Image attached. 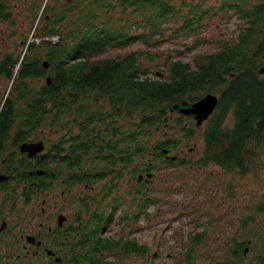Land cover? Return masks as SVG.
Segmentation results:
<instances>
[{"label":"trees","instance_id":"trees-1","mask_svg":"<svg viewBox=\"0 0 264 264\" xmlns=\"http://www.w3.org/2000/svg\"><path fill=\"white\" fill-rule=\"evenodd\" d=\"M23 1L0 0V25H19L16 9ZM48 1L52 0L41 4L34 0L30 6L34 37L41 41L27 43L20 58L9 53L0 61V74L16 84L11 88L16 91L12 94L15 99L8 97L2 105L39 97L43 118H52L51 112L56 110L58 118L72 112L86 120L80 139L85 153L117 152L121 161L147 157L149 160L143 164L154 175L163 162L180 168L192 164L207 169L214 165L225 176L233 177L257 175L264 167V75L259 73L264 65V0H249L248 11H241L240 17L248 18L247 25L234 42L191 60L160 49L161 40L168 35L187 37L201 28L200 15L195 11L184 14L174 0H78L74 5H63L57 24L53 21L55 10ZM114 10L120 12V17L113 14ZM37 20L44 21V26L38 29ZM56 36H61L64 43L50 41ZM138 43L144 47L104 57L109 51L127 50ZM43 60L51 64L48 71L53 83L37 91L27 82L45 71ZM210 93L219 96V104L203 132L196 123L186 125L182 115L172 117L178 114L171 113L175 105L182 107L184 101L193 103ZM230 119L232 122L227 123ZM173 125L180 130L178 137L167 134ZM157 131L163 137L153 142ZM198 135L203 138V148L196 160L186 162L183 156L173 154ZM164 150L177 159H167ZM127 168L130 174L144 170L141 165L128 164ZM140 197L128 204L129 210L133 205L139 210L148 206L145 197ZM140 217L128 211L118 223L131 228ZM237 224L235 235L222 248V264H264V195L260 202L249 206ZM199 227L188 233L186 254L184 258L179 256L175 264H198L197 255L202 251L205 257L216 251L208 229ZM111 241V245L96 246L85 261L119 264L117 259L123 261L138 254L146 260L149 254L145 243L140 245L130 236L113 237ZM112 255L117 259H111ZM213 262L216 259H211Z\"/></svg>","mask_w":264,"mask_h":264},{"label":"flooded vegetation","instance_id":"flooded-vegetation-1","mask_svg":"<svg viewBox=\"0 0 264 264\" xmlns=\"http://www.w3.org/2000/svg\"><path fill=\"white\" fill-rule=\"evenodd\" d=\"M214 1L219 4L215 13L220 21L217 29L220 23L228 25L234 10L241 16V11L249 9V0ZM77 2L54 0L53 21L57 24L63 5ZM178 2L186 13L195 11L200 15L203 30L216 16L208 0ZM247 20V17L241 18V21ZM226 35L223 41H231L232 35ZM56 37L59 39L55 44L64 43L61 36ZM262 59L264 61V56ZM43 69V73L27 82L37 91L52 85L47 83L48 76L53 83L50 68ZM7 80L1 73L0 85ZM15 92L2 97L0 89V264H89L85 260L96 246L111 245V238L124 235L122 232L113 234L109 228L118 214H121L118 220L122 219L129 211L128 204L135 203L139 196L145 197L148 206L139 210L133 205L130 213L134 217L140 214V219L148 222L156 176L143 164L149 158L121 161L117 152L85 153L80 140L85 133V119L75 117L72 112L66 118H58L55 117L57 110L51 112L52 118H43L39 97L2 105L8 97L15 99L12 96ZM171 113H178V109ZM184 117L196 123L194 116ZM194 155L182 158L188 162ZM168 156L178 157L169 152L167 159ZM128 164L141 165L144 170L130 174ZM105 222L108 223L105 225ZM139 239L134 241L144 244ZM102 254L106 255L104 251Z\"/></svg>","mask_w":264,"mask_h":264},{"label":"rangeland","instance_id":"rangeland-1","mask_svg":"<svg viewBox=\"0 0 264 264\" xmlns=\"http://www.w3.org/2000/svg\"><path fill=\"white\" fill-rule=\"evenodd\" d=\"M34 0H24L17 5L16 14L19 19V25L12 27L9 24L0 25V61L6 54L13 53L16 57H21L26 52L25 45L34 40L40 42L41 39L34 37V24L32 19L34 15L30 12L31 3ZM41 3H47V0H36ZM178 2V0H174ZM179 3V2H178ZM48 4L53 7L54 0L48 1ZM208 5L212 8L213 14L218 12L219 4L214 0H208ZM184 9V7H183ZM187 10H183L184 14ZM113 14L120 17V12L114 10ZM232 19L228 25H224L219 29L216 24L218 16L213 17V20L207 24V28L203 30L201 27L199 33L189 36H180L175 38L168 35L164 40H161L160 49L164 51L172 50L174 56L183 60H191L201 53H210L221 50L223 44L232 43L236 40L240 31L245 27L246 22L241 21L238 12L235 10L232 13ZM35 26H44V21H39ZM225 23V22H224ZM180 24V23H179ZM172 26L171 24H169ZM178 25V24H177ZM226 34L232 35L231 41L225 42ZM223 38V39H222ZM50 38H46L48 40ZM57 37L50 39L51 42H58ZM223 41V42H222ZM222 42V43H221ZM42 46V45H41ZM142 44H133L127 50L109 51L104 57H112L118 54L130 53L133 50L141 49ZM145 63H147L145 61ZM151 71L153 72L152 64L150 63ZM158 73H161L160 71ZM162 74V73H161ZM164 77V76H162ZM17 81V80H16ZM13 81H5L0 85L2 97L9 96L13 92L12 86L15 87ZM179 113V112H178ZM179 114H173L172 117H177ZM186 125H190L192 120L186 117ZM231 119L227 123H231ZM194 123V122H193ZM206 123L197 128L203 132ZM167 134L179 136L180 130L174 125ZM163 134L160 131L154 134L153 142L157 139H162ZM182 149L173 152L186 156L195 154L193 160H196L203 148V138L198 135L197 139L189 143V146H183ZM195 148L191 153L190 150ZM154 179V188L152 191V199H158V203L150 206V218L148 222L143 218L138 223L133 224V228H128L118 224L121 214L117 215V219L111 224L109 231L113 234L119 232L124 235H131L134 239L140 238V243H145L149 249V254L145 257L134 255L131 258H126L123 261L118 260L115 255L110 258H115L122 262L119 264H175L176 259L180 256L184 258L185 241L187 235L196 227L202 229L205 226L208 229L209 235L216 243L214 249L216 251L208 257L203 255V251L198 254V264H222L225 261L224 243L235 235L241 216L246 214L247 209L254 203L261 201L264 195V167L258 174H248L244 177L236 175H224L221 169L217 166H210L207 169L192 167L188 164L182 168L177 166L168 167L160 164V169ZM126 207L122 210V214L126 211ZM130 211V210H129ZM135 227V228H134ZM138 228V229H137ZM131 229V230H130ZM215 238V239H214ZM221 249V250H219ZM215 260L216 262L210 263Z\"/></svg>","mask_w":264,"mask_h":264},{"label":"water","instance_id":"water-1","mask_svg":"<svg viewBox=\"0 0 264 264\" xmlns=\"http://www.w3.org/2000/svg\"><path fill=\"white\" fill-rule=\"evenodd\" d=\"M45 69L50 68V62L48 60L43 61L42 63ZM259 73L264 75V66L260 67ZM159 76H162L161 73H158ZM47 83L52 84V77L48 76ZM219 104V96L217 94H207L206 96L198 99L197 101L193 102L189 105L187 101L182 103V107L179 108V105H175L171 112L175 109H178V112L184 116H194L196 120L197 128H201L206 121L210 119V117L215 112L217 106ZM42 149V148H40ZM165 154H168V150L163 151ZM170 158V156H168ZM172 160H176V157H172ZM249 248L245 250V254H248Z\"/></svg>","mask_w":264,"mask_h":264}]
</instances>
